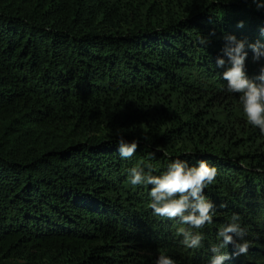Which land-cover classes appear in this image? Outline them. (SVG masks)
<instances>
[{"label":"trees","instance_id":"obj_1","mask_svg":"<svg viewBox=\"0 0 264 264\" xmlns=\"http://www.w3.org/2000/svg\"><path fill=\"white\" fill-rule=\"evenodd\" d=\"M261 29L251 0H0V264H210L233 214L250 247L225 264H264V135L215 67L224 36ZM119 135L139 141L130 159ZM176 159L217 169L197 250L129 183Z\"/></svg>","mask_w":264,"mask_h":264},{"label":"clouds","instance_id":"obj_2","mask_svg":"<svg viewBox=\"0 0 264 264\" xmlns=\"http://www.w3.org/2000/svg\"><path fill=\"white\" fill-rule=\"evenodd\" d=\"M251 2L257 11L264 10V0ZM237 26L243 27V21ZM261 32L264 34V29ZM208 42L204 37L199 39V45H207ZM248 50L253 53L254 62L264 60V43H248L246 40L237 39L235 35L224 36L222 56L217 57L215 67L226 69L222 75V79L227 82L225 90L227 93L239 94V103L247 122L264 135V65L259 68V75L249 78L245 63ZM143 138L148 139L147 136ZM117 144L120 158L127 160L133 157L139 141L134 139L129 142L123 135H119ZM154 157L155 153H151L149 160ZM153 171L149 162L132 167L129 169L130 185L151 186L148 207L153 215L176 219L180 224L187 225L188 227L178 228L176 235L182 237L181 243L186 249H200L205 239L200 230L211 225L216 215L215 204L205 195V189L214 183L217 176L216 167L210 166L204 160L190 165L187 160L176 159L167 165L162 174L153 175ZM246 234L240 217L233 214L230 221L218 231L217 239L220 243L211 248L214 255L210 264H225L231 257L246 255L250 247L245 239ZM229 245L233 248L231 256L222 252ZM155 264H175V261L161 253Z\"/></svg>","mask_w":264,"mask_h":264}]
</instances>
